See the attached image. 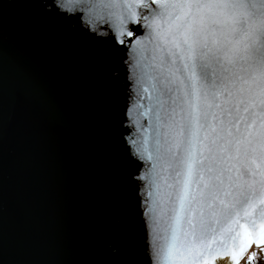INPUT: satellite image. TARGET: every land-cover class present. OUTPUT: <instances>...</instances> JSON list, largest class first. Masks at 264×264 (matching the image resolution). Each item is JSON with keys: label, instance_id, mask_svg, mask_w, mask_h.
Returning a JSON list of instances; mask_svg holds the SVG:
<instances>
[{"label": "water", "instance_id": "water-1", "mask_svg": "<svg viewBox=\"0 0 264 264\" xmlns=\"http://www.w3.org/2000/svg\"><path fill=\"white\" fill-rule=\"evenodd\" d=\"M113 32L107 16L66 15L56 0H0V264H151L153 165L167 147L145 67L154 45L147 25L127 48ZM214 207L201 264H249L252 246L264 251V218ZM174 215L161 225L186 244L190 217ZM227 252L235 260L219 259Z\"/></svg>", "mask_w": 264, "mask_h": 264}, {"label": "snow or ice", "instance_id": "snow-or-ice-1", "mask_svg": "<svg viewBox=\"0 0 264 264\" xmlns=\"http://www.w3.org/2000/svg\"><path fill=\"white\" fill-rule=\"evenodd\" d=\"M56 7L93 22L107 16L119 32L112 39L125 48L145 25L151 29L153 55L145 67L155 73L149 79L156 81L151 87L167 145L159 154L163 145L156 142L161 163L153 165L152 181L160 212L151 264H201L210 251L205 238L215 231L205 208L212 216L218 204L264 218V0H56ZM137 8L148 11L137 16ZM125 19L134 22L131 30H124ZM162 185L173 191L160 192ZM168 211L175 224L181 214L190 217L186 244H178L174 226L162 227ZM235 258L231 252L219 257Z\"/></svg>", "mask_w": 264, "mask_h": 264}, {"label": "flooded vegetation", "instance_id": "flooded-vegetation-1", "mask_svg": "<svg viewBox=\"0 0 264 264\" xmlns=\"http://www.w3.org/2000/svg\"><path fill=\"white\" fill-rule=\"evenodd\" d=\"M255 246H252L251 250H252V258L254 256L253 260H261L264 261V251L263 250H255ZM255 254V255H254Z\"/></svg>", "mask_w": 264, "mask_h": 264}, {"label": "rangeland", "instance_id": "rangeland-1", "mask_svg": "<svg viewBox=\"0 0 264 264\" xmlns=\"http://www.w3.org/2000/svg\"><path fill=\"white\" fill-rule=\"evenodd\" d=\"M255 250H258L257 248H255Z\"/></svg>", "mask_w": 264, "mask_h": 264}]
</instances>
